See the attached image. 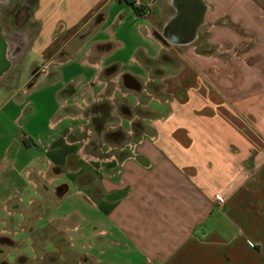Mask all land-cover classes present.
I'll return each mask as SVG.
<instances>
[{
    "label": "crops",
    "instance_id": "0c3cea01",
    "mask_svg": "<svg viewBox=\"0 0 264 264\" xmlns=\"http://www.w3.org/2000/svg\"><path fill=\"white\" fill-rule=\"evenodd\" d=\"M203 2L205 23L188 46L162 44L155 37L173 15L170 0H142L147 8L142 15L130 7L145 47L137 45L128 57L113 61V53L129 44L126 37L114 45L111 34L124 25L127 4L36 0L31 18L37 29L29 51L43 61L52 54L15 93H28L33 78H49L47 69L54 72V86L77 69L72 89L61 83L56 91L64 94L60 107L69 103L70 109L43 153L48 168L69 161L76 192L87 194L86 201L77 197L70 203L71 211L46 221L55 231L42 227L41 236L54 240L53 248L62 247L71 233L77 249L72 264H264V0ZM101 27L109 34L106 40L95 39ZM83 29L89 30L79 35ZM203 29L207 37L201 42ZM74 43L77 56L70 62L65 50ZM174 61L183 66L177 73L165 69ZM160 77L167 97L163 114L143 120L152 131L139 139L127 132L134 143L125 154L106 159L93 153L80 162L79 134L64 123L95 121L101 110L115 117L118 108L112 106L119 95L124 106L119 126L128 127L138 118L129 122L127 111L143 103V94L154 95L146 87ZM148 88L153 91V84ZM153 99L143 107L159 109ZM22 137L14 138L18 154L24 150ZM5 139L0 134V142ZM58 189L43 199L52 200L56 211L66 205L67 188ZM55 261L50 264H62Z\"/></svg>",
    "mask_w": 264,
    "mask_h": 264
},
{
    "label": "rangeland",
    "instance_id": "374dc122",
    "mask_svg": "<svg viewBox=\"0 0 264 264\" xmlns=\"http://www.w3.org/2000/svg\"><path fill=\"white\" fill-rule=\"evenodd\" d=\"M34 2L35 0H2V4H0L10 17L9 29L6 26L2 30L4 39L8 43V59L11 62L10 69L0 77V111L2 112L0 134L6 136V139L0 142V264H50L54 262V258L56 263L72 264L77 249L74 248L72 239H69L71 233H68V238L63 241L62 247L53 248L51 245L54 244V240L41 236V232L45 230L42 227L47 225L48 231H55L56 225L52 221L46 224V221L63 210L71 211L70 203L77 197L86 201L87 194L83 191L76 192L77 184L69 168V161L61 167L57 168L53 165L48 168L47 158L43 153L45 142L53 139L62 128L58 127L59 118L65 114L66 108L70 107L69 103L60 107V103L64 104L62 100L64 94L56 93V91L60 88L61 83L72 89L76 81L72 74L77 69L72 72L75 63H71L70 72L72 73L66 75L61 83L59 80L57 86L51 84L55 79L54 72L52 69L51 71L47 69V74H51L49 78L45 80L33 78L28 82L33 84L28 88V93H15V89L30 76L33 67H39L52 54L51 52L46 54L43 61L37 58L34 52L29 51L37 29V25L31 18ZM124 7L126 8L123 18L124 25L120 29L112 28L111 34L116 35L114 45L119 39L125 40L128 37L130 40L128 39V48L118 49L113 53V61L128 57V53L137 45L138 49L145 47L143 40L136 34L137 19H135V15L130 6L124 5ZM104 28L99 29L96 38L95 34L91 33L90 35L93 34V38L96 40H106L109 34L103 31ZM87 30L89 29H83L79 35L86 33ZM206 34L203 29L200 37L201 42L205 41ZM240 34L242 33L240 32ZM88 40L90 39L88 38ZM75 46V43L71 44L65 50L66 54L71 55L70 62L77 56V54H73ZM153 53L156 51L152 50L151 54ZM165 69L177 73L183 69V66L179 61H174L169 63ZM69 78L72 79V83ZM157 79L159 80L148 83L149 85L153 84V91L148 88L149 85L146 87L147 92L154 95L149 97L143 94L141 97L143 103L139 104L138 102V106L127 111L131 118H138L133 119L128 127L119 126L121 123L119 110L124 107L120 105L122 99L119 95L112 106V108H118V111L112 113L115 117L108 118V112L104 113L101 110L96 113L95 121L89 119L85 124V122H74L68 119L67 123H64L63 126L72 128L71 132L74 136L79 134L77 135V148L80 153V162L87 161L88 156L93 153L99 157H106V159L109 156L117 157L125 154L128 146L133 145V138L137 133L139 139L142 134H149L152 131L147 126V122L143 120L152 119L160 113L163 114L160 107L161 105L165 106L163 102L167 98L162 92V87H164L162 78ZM111 90L112 87L108 86L106 92L109 93ZM151 98H154V105L159 106V109H156L159 111L143 107ZM18 103L21 104V107H15ZM86 113L83 112L84 116H87ZM84 116L81 119H86ZM80 125L83 126L80 128ZM114 127L116 129L110 130ZM116 131H118L119 138L115 139L112 134ZM127 132H132V139L126 136ZM19 134L23 136L20 139V145L24 148L20 154L17 153L18 142L14 139H18ZM1 181L4 182L3 185ZM63 187L67 188V192L63 194L66 205L56 211V206H49V203H53L52 200L48 202L43 199H46L48 193L50 194L51 189L54 188H59L58 193H63ZM51 196V199L57 197L56 194ZM30 214L32 223L29 229L27 218L30 219ZM61 252L66 253L62 254Z\"/></svg>",
    "mask_w": 264,
    "mask_h": 264
},
{
    "label": "water",
    "instance_id": "95a60500",
    "mask_svg": "<svg viewBox=\"0 0 264 264\" xmlns=\"http://www.w3.org/2000/svg\"><path fill=\"white\" fill-rule=\"evenodd\" d=\"M173 15L155 37L159 42L173 46H188L195 42L198 30L205 23L207 7L203 0H170ZM11 67L8 43L0 27V77Z\"/></svg>",
    "mask_w": 264,
    "mask_h": 264
},
{
    "label": "flooded vegetation",
    "instance_id": "af4514ba",
    "mask_svg": "<svg viewBox=\"0 0 264 264\" xmlns=\"http://www.w3.org/2000/svg\"><path fill=\"white\" fill-rule=\"evenodd\" d=\"M0 4H2V0H0ZM10 26V17L7 15L6 11L0 6V27L3 29V27ZM118 130V129H117ZM115 133V135H114ZM112 136L116 139L119 138L118 131L114 132ZM110 135V134H109ZM108 137V136H106Z\"/></svg>",
    "mask_w": 264,
    "mask_h": 264
},
{
    "label": "built area",
    "instance_id": "2783aa9c",
    "mask_svg": "<svg viewBox=\"0 0 264 264\" xmlns=\"http://www.w3.org/2000/svg\"><path fill=\"white\" fill-rule=\"evenodd\" d=\"M132 4L134 8H138L139 10H142V14L147 12V8L142 5V0H132ZM132 149V146H130Z\"/></svg>",
    "mask_w": 264,
    "mask_h": 264
},
{
    "label": "trees",
    "instance_id": "16d2710c",
    "mask_svg": "<svg viewBox=\"0 0 264 264\" xmlns=\"http://www.w3.org/2000/svg\"><path fill=\"white\" fill-rule=\"evenodd\" d=\"M121 1L124 2L125 4H127L128 6H130L137 15H142V10H139L138 8L133 7L132 0H121ZM34 4H36V0H35Z\"/></svg>",
    "mask_w": 264,
    "mask_h": 264
},
{
    "label": "clouds",
    "instance_id": "9594fccd",
    "mask_svg": "<svg viewBox=\"0 0 264 264\" xmlns=\"http://www.w3.org/2000/svg\"><path fill=\"white\" fill-rule=\"evenodd\" d=\"M131 119H132V118L129 119V122H131ZM114 129H116V128L114 127V128H111L110 130H114Z\"/></svg>",
    "mask_w": 264,
    "mask_h": 264
}]
</instances>
